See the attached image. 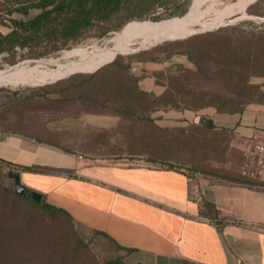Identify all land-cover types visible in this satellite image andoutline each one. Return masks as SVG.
<instances>
[{
	"label": "crops",
	"instance_id": "crops-1",
	"mask_svg": "<svg viewBox=\"0 0 264 264\" xmlns=\"http://www.w3.org/2000/svg\"><path fill=\"white\" fill-rule=\"evenodd\" d=\"M75 101L79 112L54 117L48 108H31V100L19 112L0 110V160L10 178L19 175L75 224L130 250L125 264H264V172L255 173L258 162L264 166L256 154L264 142V86L242 113H174L197 127L206 120L231 131L252 184L86 153L100 148L99 126L112 116L95 102ZM109 143L116 149V140Z\"/></svg>",
	"mask_w": 264,
	"mask_h": 264
},
{
	"label": "rangeland",
	"instance_id": "rangeland-1",
	"mask_svg": "<svg viewBox=\"0 0 264 264\" xmlns=\"http://www.w3.org/2000/svg\"><path fill=\"white\" fill-rule=\"evenodd\" d=\"M37 1L8 0L0 2V34L6 36L16 30L15 22L34 21L41 13V10L37 8L30 9L28 15L11 14L9 11L22 4ZM193 1L194 8L187 17L194 13L176 24L137 23L124 26L125 28L122 27L118 31H111L104 36L101 35L104 29L98 28L90 31L81 42L56 51H53L52 43H32V46L29 47L17 46L12 51L3 52L0 54V73L20 67L35 68L39 66L40 69L30 72L26 77L12 79L0 85V110L6 108L8 111L15 109L16 112H19L23 102L27 103L28 100L32 102L30 103L31 108H48L51 104H60L58 101L61 98L63 100V96L77 93L70 89L99 93L120 91L116 90V81L111 79V77H121L119 74L125 80L127 91H129L130 84L134 88L133 85H136L139 80L142 89L155 95L162 93L166 87L178 84L180 89L189 90L201 97L200 100H194L196 105L206 102L220 105L227 111L235 110L241 104L258 99L260 88L264 86V0L248 7L255 2L252 0L246 7L238 10L233 7L244 0H182L183 8L186 9L185 14L171 16L173 11L164 9L154 16L148 17L147 20H152L153 17L157 18L159 15V21L185 17L190 11ZM245 8L251 17H246V12L242 13ZM213 15V19L204 22L208 16ZM188 24L195 25V29L181 35L168 36L162 33L153 36L154 29L163 31L179 29ZM118 37L122 38L124 42L122 46L119 48L116 46L106 47L109 42ZM80 48H83L85 54L78 58L80 61L72 60ZM99 50L102 51L98 53ZM116 56L120 57L111 63ZM109 58L112 59L98 66ZM105 64L108 65L104 66ZM100 67L102 68L99 69ZM97 69H99L97 72L88 74ZM74 75L78 76L72 77ZM79 76H84L80 77L81 81H79ZM79 82L84 84L80 87L78 86ZM100 83L104 85L99 87ZM40 96L45 98L40 100ZM17 97L18 100H16ZM64 99L66 98L64 97ZM19 100H21L20 103ZM65 103L70 102L66 100ZM145 103L148 110L144 117L147 118V121L142 123L153 129L166 128L167 133L174 137L179 136L181 132L189 134L197 132L199 129L188 119L176 118L177 115L174 114L176 111L169 109L170 106L166 109L155 110L159 107L156 106V100L152 98ZM86 104L88 105V103ZM79 105V101L72 102L63 106L62 109L53 110L54 113L51 115L54 117L56 113L64 111L79 112ZM99 106L100 109H108L106 112L100 111V113H109L112 119L103 120L102 122H106L103 123L105 125L99 126L100 133L99 136H96L99 142H95L101 149L96 148L95 145L94 150L89 148L86 153L105 154L104 152H110L117 155H129L131 160L155 167L161 166L150 162V160H156L157 163L165 161L167 164L184 168L183 170L186 171V166H181L177 162L188 164L189 151L179 152L167 149L168 153L160 150L159 152L162 153L159 154L157 150L152 155L148 152V154H141L138 150L129 151L128 137L136 125L128 116L122 114L123 110L119 108L123 109L124 106L112 102ZM125 107L133 109L134 105L125 104ZM132 115H135L133 120H137L136 123L138 122L136 117L142 116L137 113H132ZM68 118L74 117L68 116ZM55 121L56 118L51 120V122ZM46 126L49 124L44 125V128H47ZM152 133L155 134V138L158 137L157 131H152ZM111 140L118 142L116 149L108 148ZM61 144L64 143L61 142ZM229 144L231 145L226 155L222 150L221 156L224 158L217 157L219 154L215 153L213 159L217 161L212 162L211 165L214 169L222 172L243 175L245 165H242V154L238 151L234 141ZM104 145L107 147L105 148ZM125 145L127 147H124ZM206 152L209 153V150ZM204 156V154L196 153L198 159L205 158ZM255 170V173L264 172V166L258 162ZM15 187L16 181L8 176L0 164V223L13 230L14 226L12 221H9L8 210H11V201L13 200V196L9 192H15ZM21 206L26 212L27 221L20 225L26 231L31 228L38 229L44 242L40 244L43 251H59L70 254L71 247L77 243L73 255L70 254V264H106L115 259H119L125 264V252L106 236L85 230L77 224L71 226L63 218L53 221L40 211L36 213L30 211L25 203H22ZM56 229L57 232L54 231Z\"/></svg>",
	"mask_w": 264,
	"mask_h": 264
},
{
	"label": "trees",
	"instance_id": "trees-1",
	"mask_svg": "<svg viewBox=\"0 0 264 264\" xmlns=\"http://www.w3.org/2000/svg\"><path fill=\"white\" fill-rule=\"evenodd\" d=\"M7 1L8 0H4V2ZM259 1L260 0L256 3ZM183 3L184 2H182V0H38L35 3H25L21 5L22 7L18 6L9 12L11 14L19 13L28 15L30 9L37 8L41 10V13L32 22H15V26L17 28L10 34L6 36L0 34V54L12 51L17 46H32V43H52L53 51H56L81 42L90 31L98 28L104 29L101 33V35L104 36L111 31H118L124 26L127 27L137 23L176 24L177 22L185 19L192 12L195 5L194 1L190 11L185 17L159 21V15L157 18L153 17L152 20L147 19L164 9L172 10L173 12L170 14L171 16H181L186 12V9L184 10L183 8ZM245 16L251 17L247 14V12L245 13ZM118 57L120 56L114 57L111 63ZM106 65L108 64H105L104 66ZM99 69L88 74L95 73ZM119 75L122 77L121 74ZM76 76L74 75L72 77ZM80 77L84 76H79V81H81ZM121 77H111V79L116 81L117 89H114L120 91L99 93L84 92L83 90L79 91V89H70L75 90L77 93L75 95L67 94V96H63V100L61 96L59 97L61 100L58 102L65 103L66 100L70 102L71 100L79 99L86 100L87 102L92 101L98 105H106L110 104V102L120 104V106H124L123 109L119 108L123 110L122 114L128 116L134 125H136L134 131L129 137V151L138 150L141 154L148 152L151 155L157 152V150L158 152L163 150L164 153H168L167 149L179 152L189 151L190 160L188 164L178 162L177 164L186 166V173L190 177L201 175L244 184H252L254 182V180L242 174L222 172L214 169L211 165L212 162L217 161L213 159L215 153L219 154L217 157L222 158H224V156H221L222 150L223 154H227L231 145L229 143L234 141L233 133L231 131L217 129L214 125L208 126L206 125L205 120L204 122L201 121V126H199L197 132L189 134L181 132L179 136L177 135L174 137L167 133L168 131H166V128L164 129L159 127L153 129L151 126L142 123H146L147 121V118L144 117L146 110H148L147 106H145V101H148L150 98L155 99L156 106L159 107L155 110L166 109L168 106H170L169 109L179 112H198L204 109L212 108L220 113L231 115L242 113L248 103L241 104L235 110L228 111L223 109L220 105L209 104L206 102H202V105H196V101L194 100H200L201 97L189 90L180 89L178 84H174L168 88L166 87L162 93L155 95L152 92L142 89L140 86V80H137V84L133 85L134 88L131 87L132 85L129 83V91H127L125 86L126 84L124 83L125 80ZM82 84L84 83L79 82L78 86L81 87ZM103 85V83H100L99 87ZM40 97V100L45 98L44 96ZM64 97L66 99H64ZM48 98L50 99V96H48ZM16 100H18V97ZM20 101L21 100H19V103ZM27 102H29V100ZM125 104L130 106L134 105V108L132 107L134 110L126 108ZM132 113H137L139 115L142 114L143 117H136L138 119V122L136 123L137 120H133L135 115H132ZM152 131H157L159 133L158 137L155 138V134H153ZM222 138H224V140H222ZM206 150H209V153L206 152ZM161 153L162 152H159V154ZM196 153L200 155L204 154L205 158H196ZM192 154L193 156H191ZM162 156L164 155L162 154ZM150 162L159 164L162 168L164 167L174 170L184 169L172 164H167L165 161L157 163L156 160H150ZM0 164L5 163L0 160ZM25 171L37 172V170L33 168H25ZM9 193L13 196V200L11 201V210H8L9 221H12L14 230L12 228H6L0 223V264H70V254L73 255L77 243L71 247L70 254L60 253L59 251H43L40 244H43L44 242L38 229L31 228L26 231L25 229H22V226L20 225V223L27 221L26 212L21 204L25 203L30 208H28L30 211H34L35 213L40 211V213L44 214L47 218H50L53 221L63 218L71 226L75 224L72 216L64 210L49 205L45 200L42 205H37L25 196L22 197L18 195L16 191ZM208 208L212 213L214 212L213 209L210 207ZM54 231L57 232V229ZM119 249L127 253L130 252V250H125L120 247ZM106 264L123 263L119 259H115L108 261Z\"/></svg>",
	"mask_w": 264,
	"mask_h": 264
},
{
	"label": "bare ground",
	"instance_id": "bare-ground-1",
	"mask_svg": "<svg viewBox=\"0 0 264 264\" xmlns=\"http://www.w3.org/2000/svg\"><path fill=\"white\" fill-rule=\"evenodd\" d=\"M198 1V0H197ZM252 0H244L242 1L240 4L234 6L233 8L234 9H241V8H244L246 7L249 3H251ZM256 1V0H254ZM253 3V2H252ZM251 5V4H250ZM249 5V6H250ZM248 6V7H249ZM247 7V8H248ZM247 8L244 9V11L242 13H245ZM194 13V12H193ZM192 15V14H191ZM190 15V16H191ZM189 16V17H190ZM214 18V15L213 16H208V18H206L204 20V22H208L210 21L211 19ZM192 21V20H191ZM190 22V21H188ZM161 26V25H160ZM165 26V25H164ZM159 27V25H158ZM157 27V28H158ZM163 27V26H162ZM174 28V27H173ZM195 29V25H190L188 24L186 27L184 28H179V29H169V30H161V29H154V32H153V36H158V35H161L162 33H164V35H168V36H173V35H181L182 33L184 32H189V31H193ZM147 33H150V32H147ZM152 34V33H151ZM124 44L122 38L118 37L116 38L114 41L112 42H109L107 44L106 47H109V46H116L117 48H119L120 46H122ZM90 47V46H89ZM86 49V48H85ZM103 50V49H102ZM102 50H99L98 53ZM91 52V51H90ZM84 53L83 51V48H80L79 49V52L77 54L74 55V57L72 58V60H76L78 59L79 57H81ZM110 59V58H109ZM109 59L105 60L104 62H102L101 64H99L98 66L102 65L103 63H105L106 61H108ZM79 60V59H78ZM80 61V60H79ZM50 62V61H49ZM81 66V65H80ZM96 66V67H98ZM76 67V66H75ZM95 67V68H96ZM40 69L39 66L35 67V68H31V67H20V68H12V69H9L7 72H3V73H0V85L5 83V82H8L9 80H12V79H16V78H22V77H26L27 75L30 74V72H34V71H38ZM57 73V72H56ZM44 75V74H43Z\"/></svg>",
	"mask_w": 264,
	"mask_h": 264
},
{
	"label": "water",
	"instance_id": "water-1",
	"mask_svg": "<svg viewBox=\"0 0 264 264\" xmlns=\"http://www.w3.org/2000/svg\"><path fill=\"white\" fill-rule=\"evenodd\" d=\"M258 0H256L253 4H255ZM251 4V5H253ZM250 5V6H251ZM206 125L208 126H212L213 123L211 121H205ZM15 191L18 195L20 196H25L27 199H29L30 201H32L33 203L37 204V205H42L44 202V196L43 194L32 190V189H28L26 188L22 183H21V179L20 176L17 175L16 176V187H15Z\"/></svg>",
	"mask_w": 264,
	"mask_h": 264
},
{
	"label": "built area",
	"instance_id": "built-area-1",
	"mask_svg": "<svg viewBox=\"0 0 264 264\" xmlns=\"http://www.w3.org/2000/svg\"><path fill=\"white\" fill-rule=\"evenodd\" d=\"M0 2H4V0H0ZM256 154L258 155L260 160L264 163V142L256 146ZM194 194L197 195V191H194Z\"/></svg>",
	"mask_w": 264,
	"mask_h": 264
},
{
	"label": "flooded vegetation",
	"instance_id": "flooded-vegetation-1",
	"mask_svg": "<svg viewBox=\"0 0 264 264\" xmlns=\"http://www.w3.org/2000/svg\"><path fill=\"white\" fill-rule=\"evenodd\" d=\"M75 100H71L70 103L74 102ZM68 103V104H70ZM67 103H60V104H51L48 109L50 111V113H54L53 110H56V109H62L63 106H67L68 105ZM59 113H62V112H59ZM66 113V111H64L62 114ZM57 114V113H56Z\"/></svg>",
	"mask_w": 264,
	"mask_h": 264
}]
</instances>
